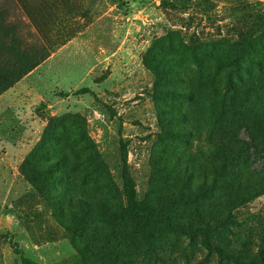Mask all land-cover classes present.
Wrapping results in <instances>:
<instances>
[{"label":"rangeland","instance_id":"rangeland-1","mask_svg":"<svg viewBox=\"0 0 264 264\" xmlns=\"http://www.w3.org/2000/svg\"><path fill=\"white\" fill-rule=\"evenodd\" d=\"M0 234L37 264H264V0H0Z\"/></svg>","mask_w":264,"mask_h":264},{"label":"trees","instance_id":"trees-1","mask_svg":"<svg viewBox=\"0 0 264 264\" xmlns=\"http://www.w3.org/2000/svg\"><path fill=\"white\" fill-rule=\"evenodd\" d=\"M13 83H15V82H13ZM87 92H88V90L85 88V89L79 90L77 92V94H86ZM125 196H126V202H127V210L129 211V213L133 219H136L138 221H141V222L147 224L148 226H150L151 228H153L154 230H156L158 232H165L168 230H176V231L187 232V233L190 232V231H187L178 225L169 224V223H162V222H158L157 220H155L148 210L142 208L139 205V203L136 201L132 191L127 186V183L125 184ZM196 231L202 232L204 236H207V232L204 230H200V228L196 229ZM206 239L207 238H205V240L203 242L204 247L217 252V254L221 258L232 259L233 261L237 262L236 259H234L233 257L228 256V255L226 256L224 254V252L220 248H218L217 246L210 245ZM5 241H8L11 243L14 254L19 258L20 264H37L33 260L24 256L23 251L20 249L18 243L14 241L13 236H11L9 234H0V244L2 242H5Z\"/></svg>","mask_w":264,"mask_h":264},{"label":"crops","instance_id":"crops-1","mask_svg":"<svg viewBox=\"0 0 264 264\" xmlns=\"http://www.w3.org/2000/svg\"><path fill=\"white\" fill-rule=\"evenodd\" d=\"M67 47H65L64 49H66ZM94 63H96L97 64V59H94ZM94 63H93V65L90 67V71H91V69H93V66H94Z\"/></svg>","mask_w":264,"mask_h":264}]
</instances>
